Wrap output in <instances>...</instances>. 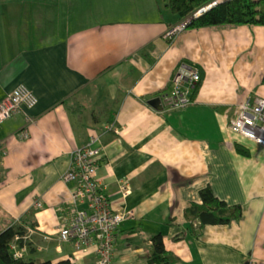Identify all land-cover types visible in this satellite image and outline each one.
I'll return each mask as SVG.
<instances>
[{
  "label": "crops",
  "instance_id": "0c3cea01",
  "mask_svg": "<svg viewBox=\"0 0 264 264\" xmlns=\"http://www.w3.org/2000/svg\"><path fill=\"white\" fill-rule=\"evenodd\" d=\"M153 2L80 0L77 21L72 2L58 3L49 21L36 19L37 32L26 16L12 25L0 18V97L22 82L39 97L0 123V227L25 226L28 258L99 264L96 240L79 248L60 234L77 207V181L64 174L74 150L90 144L99 149L97 176L114 208L131 210L118 229L117 264H158L151 260L158 233L171 255L166 264H264V145L230 125L243 99L264 95V81L235 89L239 67L228 52L237 36L261 33L264 41V29L193 25L168 39L164 32L181 18L167 0ZM260 47L237 56L240 68L264 71ZM182 64L201 71L193 102L155 107L149 99L174 87ZM126 68L140 77L121 97ZM23 129L29 136L18 135ZM208 185L240 203L242 216L187 220L186 208Z\"/></svg>",
  "mask_w": 264,
  "mask_h": 264
},
{
  "label": "built area",
  "instance_id": "2783aa9c",
  "mask_svg": "<svg viewBox=\"0 0 264 264\" xmlns=\"http://www.w3.org/2000/svg\"><path fill=\"white\" fill-rule=\"evenodd\" d=\"M222 0H213L195 14H200L204 9ZM193 16L185 17L170 25L164 32L165 37L174 39L177 36H186L189 23ZM140 74L131 68L122 71L118 92L121 97L133 91L134 85L139 80ZM201 79V71L196 65L182 64L176 76L174 87L162 96L168 107H183L193 102L192 87ZM39 101L34 89L22 82L7 91L0 97V123L11 117L23 107H33ZM238 113L230 121L231 127L245 136L264 145V95L254 94L239 103ZM109 128H118L115 123ZM19 136H29V131L23 129ZM99 149L88 144L78 147L73 152V161L65 172L64 179L75 180L72 186V198L77 205L72 221L64 225L61 238L75 239L77 246L82 247L90 241H97L99 264H117L115 261L117 233L122 221L130 214V209H116L106 187L97 176ZM121 188L125 195L131 191L130 178L124 177ZM37 200V204H41ZM86 203V206L78 204ZM18 237V236H17ZM13 248L16 244H12ZM16 254L22 255V250L16 248Z\"/></svg>",
  "mask_w": 264,
  "mask_h": 264
},
{
  "label": "trees",
  "instance_id": "16d2710c",
  "mask_svg": "<svg viewBox=\"0 0 264 264\" xmlns=\"http://www.w3.org/2000/svg\"><path fill=\"white\" fill-rule=\"evenodd\" d=\"M213 0H167L169 8L177 13L181 19L193 16L189 27L193 25L215 24H246L260 25L264 27V0H222L195 14ZM180 19V20H181ZM264 81V74L262 76ZM201 79L195 85L200 86ZM201 201H194L186 208L187 220L199 219L201 224L208 222H228L233 218L242 216L241 204H230L226 199L217 195L211 185L201 189ZM24 225H10L7 228L0 227V264H75L73 258L68 257L54 261L51 259L38 261L25 256L23 246L28 242ZM18 236V237H17ZM16 244L13 248L12 244ZM155 252L151 256L152 262L158 264L169 263L171 255L168 254L164 236L162 233L154 235ZM16 248L22 250V255L16 254Z\"/></svg>",
  "mask_w": 264,
  "mask_h": 264
},
{
  "label": "rangeland",
  "instance_id": "374dc122",
  "mask_svg": "<svg viewBox=\"0 0 264 264\" xmlns=\"http://www.w3.org/2000/svg\"><path fill=\"white\" fill-rule=\"evenodd\" d=\"M84 1H89V0H84ZM67 2H72L75 13V21H77L80 15V9L82 7V6L80 7V0H0V18L8 20L10 25H12V23L14 24L15 21L19 22V19L22 16H26L27 18L30 19V21L33 20L35 26V27L33 26V28H36L37 27L36 19L38 22L39 20H41L42 22L43 20L49 21V19H51V17L53 16L51 14V11L54 10L55 6H58V3L65 4ZM158 2H160V4L164 6L163 2H165V0H154L153 6L155 7L158 6ZM262 29L264 28L262 27ZM37 31L38 29L36 28V32ZM236 41L238 43H236ZM261 44L262 47H260V50L258 52V57L261 60V58L264 59V54H263L264 41L261 33L257 34L255 38H253L250 35L249 36L244 35L240 37L237 36L236 39L233 41L231 47L228 48V52H230V57L234 59V64H235L234 67L236 69L239 67V72L237 74L234 73V77H233L235 89H237V85H236L237 83L239 84L241 91L243 90L244 87H247V83L248 86H251L256 82L260 81L262 77V73L264 71L261 70L247 71L243 68H240L242 61L237 56L240 53H244L245 51L248 52L247 50L248 46L249 47L251 46L252 50L255 51L259 49V46H261ZM237 63L238 65H236Z\"/></svg>",
  "mask_w": 264,
  "mask_h": 264
},
{
  "label": "water",
  "instance_id": "95a60500",
  "mask_svg": "<svg viewBox=\"0 0 264 264\" xmlns=\"http://www.w3.org/2000/svg\"><path fill=\"white\" fill-rule=\"evenodd\" d=\"M215 3L207 6L204 10L210 8L212 5H214ZM149 102L151 104H153L155 107L157 108H163L164 104H163V96L162 95H157V96H154L152 98L149 99Z\"/></svg>",
  "mask_w": 264,
  "mask_h": 264
},
{
  "label": "bare ground",
  "instance_id": "6f19581e",
  "mask_svg": "<svg viewBox=\"0 0 264 264\" xmlns=\"http://www.w3.org/2000/svg\"><path fill=\"white\" fill-rule=\"evenodd\" d=\"M201 78H202V75H201ZM113 129V128H112ZM115 129H119V128H115Z\"/></svg>",
  "mask_w": 264,
  "mask_h": 264
}]
</instances>
